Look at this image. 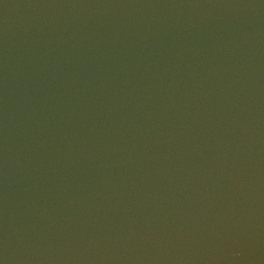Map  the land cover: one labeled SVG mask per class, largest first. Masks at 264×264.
I'll return each mask as SVG.
<instances>
[{
  "label": "water",
  "instance_id": "95a60500",
  "mask_svg": "<svg viewBox=\"0 0 264 264\" xmlns=\"http://www.w3.org/2000/svg\"><path fill=\"white\" fill-rule=\"evenodd\" d=\"M0 264H264V0H0Z\"/></svg>",
  "mask_w": 264,
  "mask_h": 264
}]
</instances>
